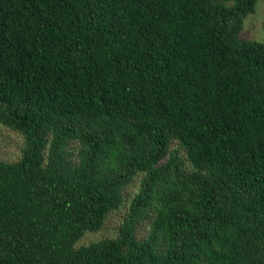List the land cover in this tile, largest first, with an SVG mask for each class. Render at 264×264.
Masks as SVG:
<instances>
[{"label":"trees","instance_id":"1","mask_svg":"<svg viewBox=\"0 0 264 264\" xmlns=\"http://www.w3.org/2000/svg\"><path fill=\"white\" fill-rule=\"evenodd\" d=\"M257 2L0 0V264H264Z\"/></svg>","mask_w":264,"mask_h":264},{"label":"rangeland","instance_id":"2","mask_svg":"<svg viewBox=\"0 0 264 264\" xmlns=\"http://www.w3.org/2000/svg\"><path fill=\"white\" fill-rule=\"evenodd\" d=\"M241 36L247 40L264 42V0H258L255 12L245 18ZM23 145V138L19 134L0 124V161H17L21 157ZM139 179L140 177H136L135 180L125 188L123 192L124 205L118 210L109 213L102 230L96 234H88L82 240L83 243H87L88 241L100 237H113L117 234L121 221L125 217L127 205L137 191ZM148 229L149 226L146 222L140 224L137 231V237H144L147 234Z\"/></svg>","mask_w":264,"mask_h":264}]
</instances>
